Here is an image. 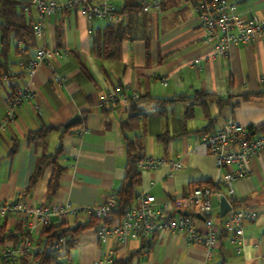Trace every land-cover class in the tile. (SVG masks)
Wrapping results in <instances>:
<instances>
[{
  "label": "crops",
  "instance_id": "1",
  "mask_svg": "<svg viewBox=\"0 0 264 264\" xmlns=\"http://www.w3.org/2000/svg\"><path fill=\"white\" fill-rule=\"evenodd\" d=\"M110 1L117 7L124 2L118 6ZM160 1V8L152 6L145 14L142 35L123 42L120 59L94 55L89 30L95 31L107 22L90 21L77 8L46 19L44 36L36 37L37 47L24 51L20 46L17 52V43L12 44L8 71L13 77L2 80L0 88V202L46 205L70 200L83 209L116 193L126 173L127 146L121 120L127 117V106L120 104L104 113L101 101L109 88L123 85L128 92H137L141 98L137 104L147 114L139 130L125 134L140 138L145 157L183 162V168L172 176L167 163L140 169L137 193H151L158 206H163L170 204L173 197L186 194L192 186L211 182L218 185L229 202H237L236 209L256 210L258 217L244 224L241 250L223 232L210 257L202 244L188 240L185 230L157 234L148 242L130 237L121 245L114 237L101 240L97 229L90 227L83 231L69 258L78 264H94L114 251L113 261L106 264H264V149L248 164L249 174L232 183V194L224 185L216 184L225 170L218 169L214 156L190 149L203 134L194 132L206 126L215 130L231 117L264 131V35H257L250 43H232L226 54L214 56V44L205 41L199 26L196 0ZM229 1L239 14L264 17V0ZM32 17H37L35 11ZM57 28L61 32L59 40ZM40 47L55 51L48 59L51 66L40 62L29 77L24 65ZM161 76L168 78V85L162 84ZM57 77L65 80L60 83ZM10 84L26 88L30 94L22 96L15 117L5 122ZM181 95L186 99L168 103L161 114L156 113L155 98ZM75 114H80V121L88 129L85 134L78 135L76 128L66 133L53 131L43 140H27V135L42 124L62 126ZM166 132L172 137L164 144L157 136ZM15 143L16 151L9 155ZM58 147V162L66 170L56 192H49L52 165L27 190L41 156L54 155ZM212 207V219L221 225L225 218L220 216V200L213 198ZM195 218L197 227L205 230L203 220ZM87 219L80 212L67 222L72 225ZM3 223L9 230H16L20 221L10 215L0 219V227ZM40 228L31 231L35 239Z\"/></svg>",
  "mask_w": 264,
  "mask_h": 264
},
{
  "label": "built area",
  "instance_id": "2",
  "mask_svg": "<svg viewBox=\"0 0 264 264\" xmlns=\"http://www.w3.org/2000/svg\"><path fill=\"white\" fill-rule=\"evenodd\" d=\"M160 3V0H139L140 7L135 14L143 16L152 6L160 8ZM71 8H77L90 21L103 20L107 23L127 24L132 18L130 12L122 11L110 0H30V4L24 8V11L33 20L35 37H42L45 33V20L52 15H61ZM194 10L205 41L214 44V56L226 54L232 43H250L257 35H264V17L239 14L236 5L229 0H196ZM34 11L37 17L33 19ZM89 32L93 34L94 30ZM54 53V50L46 47L38 48L35 57L26 61L24 72L32 77L40 62H46L51 66L48 59ZM7 78V75L3 76V80ZM160 79L163 85H168L169 80L166 76H161ZM56 80L61 83L65 78L57 77ZM26 94H30L26 88H18L16 97L8 100L5 122L15 117L16 107L22 96ZM137 97L135 90L128 92L127 88L118 85L108 89L102 97L101 105H126L131 99ZM87 131L88 129L83 126L76 132L78 135H83ZM190 149L198 154L214 156L218 169L225 170L217 178L216 184L224 185L232 194V183L249 174L248 164L258 152L264 149V131H257L254 126L238 123L231 117L219 128L203 134ZM165 163L170 165L169 176L183 168L181 159L167 160L165 157L154 156L142 158L137 165L142 170L157 168ZM223 196L225 195L218 189L203 184L190 189L183 196L173 197L170 204L158 206L157 198L153 194L140 192L136 195L135 204L130 209L111 224L102 222L97 227V233L101 240L114 237L118 244L125 245L130 237L146 242L157 234L185 230L188 233V240L202 244L206 255L210 257L222 233L226 232L236 242L237 249L241 250L245 241L244 224L255 220L258 212L236 209L231 204L232 207L224 216L223 223L216 225L212 219V199L221 200ZM116 204L115 193L101 203L83 209L74 206L70 200L46 205H26L13 200L0 202V219L14 215L26 229L32 231L37 226L55 224L56 221L66 222L71 215L80 212H84L87 218L108 219ZM172 209L180 213H174ZM183 210H187L189 214H181ZM198 213L204 216L205 230L199 229L195 223V215ZM32 246L30 239L0 245V264H16L20 254ZM114 257L115 252L112 251L104 259L95 260L94 264L110 263ZM59 264L78 263L73 260H64Z\"/></svg>",
  "mask_w": 264,
  "mask_h": 264
},
{
  "label": "trees",
  "instance_id": "3",
  "mask_svg": "<svg viewBox=\"0 0 264 264\" xmlns=\"http://www.w3.org/2000/svg\"><path fill=\"white\" fill-rule=\"evenodd\" d=\"M29 4L30 0H0V88L4 75L13 77L9 75L8 71L9 54L12 44H15V42L17 43L14 46L17 52H19L20 46L23 47L24 51L37 47V39L33 32V20L27 16L24 11V8ZM139 7V0H124L120 8L122 11L132 14L130 21L127 24L107 23L93 32L92 50L96 57L100 59H120L122 57L123 42L126 40H134L142 35L146 22V15L137 16L135 14ZM60 36V29L57 28L58 40ZM120 86L124 87L123 85ZM9 88L11 89V93L8 100H11L16 97L18 85L10 84ZM198 95H201V93L198 92ZM140 99L138 95L137 98L131 99L128 104L125 105L127 106V117L121 120V129L125 133L126 131L139 130L142 127V123L147 118V114L143 112L137 104ZM185 99L186 96L184 95L172 99L155 98L154 100L158 107L156 113L161 114L168 103L176 100L183 101ZM117 105L120 104L111 106L102 104L101 109L104 113H107ZM82 126L83 124L81 121L68 127L65 125L52 126L42 124L38 130L27 135V140H43L53 131L62 130V133H66ZM212 131L213 129L206 126L202 130L194 133L201 132L206 134ZM125 133L124 140L127 146L126 173L121 186L115 193L117 204L112 210L110 217L108 219L91 217L83 222H75L72 225L67 221L59 224L43 225L36 239L32 232L26 229L21 222L16 230H9L6 224L3 223L0 227V245L6 242L16 243L24 239H30L33 244L32 248L20 254L16 264H59L61 261L71 260L69 258L70 253L78 245L84 230L90 227L97 229L102 222L108 224L113 223L135 204L136 195L138 194L136 190L141 180V170L138 168L137 163L145 156L142 153L143 148L140 138H130ZM171 137L172 136L166 132L158 134L157 139L161 143L167 144ZM15 151L16 143L10 149L9 155L14 154ZM60 153L61 148L58 147L54 155L43 154L41 156L35 172L29 178L27 190L35 185L44 169L52 165L53 175L49 184V192L50 194L56 192L60 176L66 170L65 167L58 162ZM204 184L218 189V185L211 182H206ZM197 186H200V184ZM194 187L196 186H192L191 189ZM236 203V201L231 200L233 207H236ZM118 263L121 262H113V264ZM220 264H225V262H221Z\"/></svg>",
  "mask_w": 264,
  "mask_h": 264
},
{
  "label": "water",
  "instance_id": "4",
  "mask_svg": "<svg viewBox=\"0 0 264 264\" xmlns=\"http://www.w3.org/2000/svg\"><path fill=\"white\" fill-rule=\"evenodd\" d=\"M81 117L80 114H75L66 124L65 126H72L74 124H76L78 121H80ZM231 203L229 202V200L223 196L220 200V216L224 217L226 215V213L231 209ZM181 214L183 215H188L189 212L187 210H183L181 211ZM196 216L202 220H204V216L202 214H196Z\"/></svg>",
  "mask_w": 264,
  "mask_h": 264
},
{
  "label": "rangeland",
  "instance_id": "5",
  "mask_svg": "<svg viewBox=\"0 0 264 264\" xmlns=\"http://www.w3.org/2000/svg\"><path fill=\"white\" fill-rule=\"evenodd\" d=\"M116 5L120 6L122 3V0H112Z\"/></svg>",
  "mask_w": 264,
  "mask_h": 264
}]
</instances>
